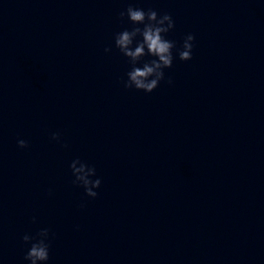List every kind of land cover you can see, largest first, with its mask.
Here are the masks:
<instances>
[{"label": "clouds", "instance_id": "obj_1", "mask_svg": "<svg viewBox=\"0 0 264 264\" xmlns=\"http://www.w3.org/2000/svg\"><path fill=\"white\" fill-rule=\"evenodd\" d=\"M125 17L133 27L130 30L126 28L116 33L114 37L115 47L131 65V69L126 73L127 79L122 80L121 83L125 89L134 88L151 93L165 79L164 70L172 67L173 49L176 48V44L174 41L166 39L165 36L175 27V22L168 13L158 15L155 10L145 11L131 5L120 12L119 18L122 22ZM194 39V35L188 34L184 38L182 48L177 49L181 61L192 59ZM110 51L111 48H105V52ZM145 56H151L154 59L144 62L142 67L137 66ZM167 82L172 83L170 77ZM51 139L59 142L61 140L60 133H52ZM17 144L20 148L28 147V142L24 139H19ZM70 168L74 176L73 184L83 187L88 197H97L98 193L95 189L100 187L101 180L99 178L91 179L96 175L95 167L76 159L72 161ZM49 233L50 230L44 228L35 237L28 234L22 237L25 244H30L24 257L29 264H46L49 260Z\"/></svg>", "mask_w": 264, "mask_h": 264}]
</instances>
